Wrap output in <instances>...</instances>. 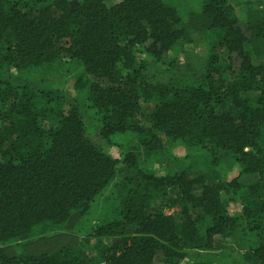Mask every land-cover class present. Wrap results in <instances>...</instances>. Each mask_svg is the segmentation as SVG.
Returning a JSON list of instances; mask_svg holds the SVG:
<instances>
[{"label": "trees", "instance_id": "1", "mask_svg": "<svg viewBox=\"0 0 264 264\" xmlns=\"http://www.w3.org/2000/svg\"><path fill=\"white\" fill-rule=\"evenodd\" d=\"M187 1L0 0V264H264V0Z\"/></svg>", "mask_w": 264, "mask_h": 264}, {"label": "rangeland", "instance_id": "2", "mask_svg": "<svg viewBox=\"0 0 264 264\" xmlns=\"http://www.w3.org/2000/svg\"><path fill=\"white\" fill-rule=\"evenodd\" d=\"M184 5L188 8L194 7L196 5H193V3H191L190 1L187 0H181ZM196 50L203 54L204 50L201 49L200 46H197ZM66 86L68 87V91L74 93V85L71 82H68L66 84ZM93 122L94 119L91 116L85 117L84 118V123L86 124V126L88 128L93 127ZM109 150H112L111 148H109ZM177 153H182L181 151H177ZM229 170V171H228ZM238 172V167L236 164H227V166L223 165L222 167H220V174H225L229 176H235ZM76 216L73 217V221L70 222L66 227H65V231H63L62 236L58 239H54L55 237H50L47 238L45 240H41L43 242H46L48 244H52L54 241V246L58 245V244H66L69 241H75L76 237L83 235L87 230L91 229L94 225H95V221L96 219L94 217L89 216V218L87 219H83V221H76ZM78 222L80 224H78ZM40 242H37L36 245H39ZM45 247V246H44Z\"/></svg>", "mask_w": 264, "mask_h": 264}]
</instances>
